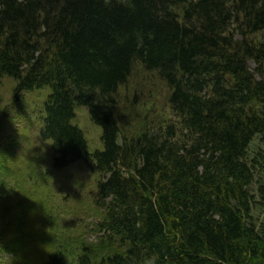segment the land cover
I'll list each match as a JSON object with an SVG mask.
<instances>
[{"label": "trees", "instance_id": "trees-1", "mask_svg": "<svg viewBox=\"0 0 264 264\" xmlns=\"http://www.w3.org/2000/svg\"><path fill=\"white\" fill-rule=\"evenodd\" d=\"M262 32L264 0H0V80L16 82L15 103L47 91L54 169L83 161L100 176L105 242L77 264H264V165L249 156L264 140ZM136 64L167 84L177 120L130 134L119 89ZM77 106L102 149L88 150ZM11 230L0 251L20 253ZM44 264H68L67 249Z\"/></svg>", "mask_w": 264, "mask_h": 264}, {"label": "rangeland", "instance_id": "rangeland-1", "mask_svg": "<svg viewBox=\"0 0 264 264\" xmlns=\"http://www.w3.org/2000/svg\"><path fill=\"white\" fill-rule=\"evenodd\" d=\"M255 39L264 40V32ZM15 84L7 77L0 80V180L4 181L3 187L0 184V233L12 228L8 238L14 239L13 245L21 252L2 249L0 264H44L58 249H67L68 264H77L84 247L95 248L105 242L100 229L104 213L96 204L100 176L84 162L62 171L52 168L51 143L40 137L47 91L25 93L23 100L15 103ZM169 92L158 74L136 64L127 84L119 89L121 128L136 134L144 125L174 123L177 118ZM74 122L84 131L89 151L102 148L101 128L92 123L86 108L76 107ZM249 156L258 160V166L264 165L263 139L254 140ZM5 167L11 170L8 177L3 176ZM258 178L264 183V168ZM256 217L261 226L264 206H259ZM102 252L106 253L104 247Z\"/></svg>", "mask_w": 264, "mask_h": 264}, {"label": "clouds", "instance_id": "clouds-1", "mask_svg": "<svg viewBox=\"0 0 264 264\" xmlns=\"http://www.w3.org/2000/svg\"><path fill=\"white\" fill-rule=\"evenodd\" d=\"M148 264H155V261H149Z\"/></svg>", "mask_w": 264, "mask_h": 264}]
</instances>
